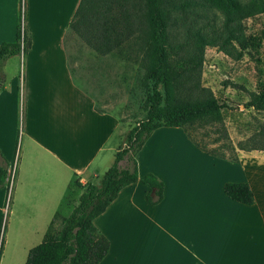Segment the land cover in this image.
Masks as SVG:
<instances>
[{
	"label": "crops",
	"instance_id": "obj_1",
	"mask_svg": "<svg viewBox=\"0 0 264 264\" xmlns=\"http://www.w3.org/2000/svg\"><path fill=\"white\" fill-rule=\"evenodd\" d=\"M79 1L25 0L24 8L0 0V43L15 40L22 15L30 42L22 80L6 82L0 71V154L14 166L0 213L7 202L5 242L18 240L26 252L86 186L99 184L120 148L119 120L98 113L68 69L64 39ZM249 154L251 164L244 156L233 163L201 151L182 128L154 130L135 160L139 179L162 182L163 198L150 205L139 181L118 192L93 219L109 243L98 264H264V152ZM230 182L247 183L253 204L229 199ZM69 189L71 204L62 207Z\"/></svg>",
	"mask_w": 264,
	"mask_h": 264
},
{
	"label": "trees",
	"instance_id": "obj_2",
	"mask_svg": "<svg viewBox=\"0 0 264 264\" xmlns=\"http://www.w3.org/2000/svg\"><path fill=\"white\" fill-rule=\"evenodd\" d=\"M22 1L25 8V0ZM120 1L131 0H80L69 30L101 56L135 39L136 47L143 52L149 88L145 115L127 133L124 146L115 153L99 184L84 188L76 205L57 227L58 216L51 219L42 241L29 249L24 264H98L107 254L109 243L97 231L93 219L118 192L139 181L148 186L145 200L150 205L162 200V182L152 174L139 179L135 160L149 135L160 127L182 128L201 151L239 162L222 120L221 110L225 106L201 85V66L206 47L216 48L233 61L240 60L247 46L243 21L264 14V0H143L142 21L138 22L124 11ZM29 45L25 30L18 26L14 41L0 43V70L7 59L25 53ZM3 81L0 76V88ZM246 106L264 111V83L260 91L250 93ZM204 125L214 127L216 136L209 140L219 143L217 147L208 148L204 141L209 138L207 135L197 138L192 134L195 127ZM7 177V164L0 154V188ZM72 185L79 187L77 181ZM223 191L240 204L254 202L247 183H226Z\"/></svg>",
	"mask_w": 264,
	"mask_h": 264
},
{
	"label": "rangeland",
	"instance_id": "obj_3",
	"mask_svg": "<svg viewBox=\"0 0 264 264\" xmlns=\"http://www.w3.org/2000/svg\"><path fill=\"white\" fill-rule=\"evenodd\" d=\"M123 4L124 11L130 12L135 21H142L143 0H131ZM21 5L23 6V1ZM23 20L22 15L18 25L22 30ZM131 25L135 27L133 23ZM243 27L247 46L240 60L233 61L216 48L206 47L200 83L210 89L219 104L225 106L221 110V116L231 143L238 157L244 156L247 162H250L252 161L250 152H264V111L246 106L250 93L260 91L264 83V14L246 18ZM179 32L182 30L179 29ZM134 41L132 38L110 54L101 56L80 41L70 30L64 39L68 69L75 83L91 97L96 110L110 113L119 120L123 129L120 147L124 146L130 129L144 117L145 101L149 91L145 80L143 52L136 47ZM24 58V53H21L20 56L11 57L3 63L0 71L6 82L13 77L15 82H18L19 78L22 80ZM192 134L197 138L202 134L207 135L209 138H204V141L208 143L209 149L219 145L212 144L209 140L216 136L211 125L195 127ZM8 166L9 171L14 169L12 163ZM12 179L13 174L9 176V183L6 182L4 185L5 193L7 187H11ZM72 192V189L67 191L62 207L71 204ZM6 217L7 202L3 213H0V264H24L28 252L24 251V247L18 246L20 241L15 240L13 244L5 242ZM57 225L58 221H55V227Z\"/></svg>",
	"mask_w": 264,
	"mask_h": 264
},
{
	"label": "built area",
	"instance_id": "obj_4",
	"mask_svg": "<svg viewBox=\"0 0 264 264\" xmlns=\"http://www.w3.org/2000/svg\"><path fill=\"white\" fill-rule=\"evenodd\" d=\"M12 174H13V170H10V171L8 170V177H7V181L6 182L9 183V176H12Z\"/></svg>",
	"mask_w": 264,
	"mask_h": 264
}]
</instances>
